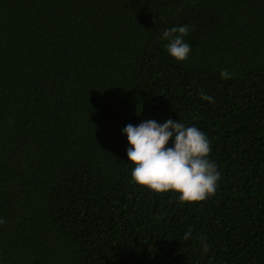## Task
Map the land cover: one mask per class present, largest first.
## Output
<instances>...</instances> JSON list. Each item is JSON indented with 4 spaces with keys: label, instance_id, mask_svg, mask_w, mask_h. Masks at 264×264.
<instances>
[{
    "label": "trees",
    "instance_id": "1",
    "mask_svg": "<svg viewBox=\"0 0 264 264\" xmlns=\"http://www.w3.org/2000/svg\"><path fill=\"white\" fill-rule=\"evenodd\" d=\"M169 119L208 139L201 202L132 180L122 130ZM0 220V264H264V0H0Z\"/></svg>",
    "mask_w": 264,
    "mask_h": 264
},
{
    "label": "clouds",
    "instance_id": "2",
    "mask_svg": "<svg viewBox=\"0 0 264 264\" xmlns=\"http://www.w3.org/2000/svg\"><path fill=\"white\" fill-rule=\"evenodd\" d=\"M187 25L165 29L161 39L167 41L168 54L177 61L188 58L191 45L184 42ZM221 79H230V73L221 71ZM201 99L214 103V97L201 92ZM130 147L126 150L132 169V180L141 188L155 193L175 192L184 203H197L213 195L217 189L219 173L207 157L209 142L195 126L185 127L171 119L162 125L155 120L127 125L122 130ZM172 147H166L169 140ZM0 223H3L0 220ZM191 235L189 229L184 239ZM206 240V238H203ZM203 251L208 252L204 244Z\"/></svg>",
    "mask_w": 264,
    "mask_h": 264
}]
</instances>
